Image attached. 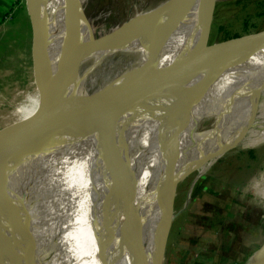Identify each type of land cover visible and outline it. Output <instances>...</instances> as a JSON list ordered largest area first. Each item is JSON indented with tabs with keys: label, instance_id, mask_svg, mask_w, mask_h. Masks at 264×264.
I'll return each mask as SVG.
<instances>
[{
	"label": "bare ground",
	"instance_id": "6f19581e",
	"mask_svg": "<svg viewBox=\"0 0 264 264\" xmlns=\"http://www.w3.org/2000/svg\"><path fill=\"white\" fill-rule=\"evenodd\" d=\"M198 2L202 31L206 0ZM46 7L45 25L42 0V21L52 56L67 62L76 49L92 42L93 36L72 0H46ZM145 16L127 23L138 22ZM173 16L174 12L169 13L155 28L164 38L159 45L163 59L179 50L177 46L167 47ZM153 34L154 30L144 32L143 29L125 33L119 41L88 55L75 75H52V84L61 85L57 90L62 96L56 94L57 100L70 114L74 107L83 108L100 93L99 90L89 92L90 74L92 78L98 77L116 64L118 67L133 64L122 73L140 68L155 49ZM69 46L73 53L65 58ZM204 58L218 60L211 55ZM165 68L157 67L155 77ZM213 69L188 63L184 75L130 98L127 105L140 110L135 116L127 111H116L99 118L97 124L106 127L104 132L80 129L54 134L49 119L36 134L35 145L17 168L11 186V195L24 213V190L20 182L22 177H27L29 192L26 198L33 204L27 220L23 216L19 221L28 231L19 236L21 251L16 264H128L132 240L137 242L145 262L152 249L154 201L160 191L161 174L170 146L183 140L178 183L198 159L207 154L223 153L231 144L240 142L259 112V99L264 90V48L213 81L206 95L194 103L188 128L185 123L180 124L179 117L172 120L173 112L180 110L187 95ZM164 108L167 111L159 122V139L151 147H140L144 128ZM224 110L227 115L217 125L198 130L206 117ZM47 161H53V177L50 182L38 183V172ZM152 194L148 209L143 210L142 204ZM43 214L47 216L44 219ZM134 216L140 219V226L128 229L126 223ZM252 264H264V248L254 255Z\"/></svg>",
	"mask_w": 264,
	"mask_h": 264
},
{
	"label": "rangeland",
	"instance_id": "374dc122",
	"mask_svg": "<svg viewBox=\"0 0 264 264\" xmlns=\"http://www.w3.org/2000/svg\"><path fill=\"white\" fill-rule=\"evenodd\" d=\"M43 1L46 25L47 7L46 0ZM169 1L80 0V3L91 35L99 38ZM199 6L198 0H193L174 12L167 47L177 46L179 50L170 53L167 59L197 46L202 23ZM263 34L264 0H216L210 48L230 52ZM72 53L69 46L65 58ZM33 58V32L26 0H0V132H5L9 140L7 150L0 152L8 165L0 177V232L18 205L11 195L17 168L35 145L34 142L18 157L17 145H12V141L19 137L20 123L24 124L28 139L33 134L35 140L49 120L35 84ZM131 66L132 63L122 67L116 64L94 78L91 73L87 84L89 92L99 90L101 93L129 73L122 72ZM259 105L252 126L237 147L221 157L218 155L222 153H217L198 159L177 183L172 226L161 264H251L254 255L264 248V90ZM166 111L164 108L156 113L144 128L140 147H151L157 142L159 122ZM176 111L178 109L173 112L172 120L179 117L180 110ZM226 115L227 110L214 112L201 122L198 130L217 125ZM52 164L53 161H47L42 165L44 169L38 172V183L51 181ZM28 181L27 177H22L20 182L25 212L33 207L26 198ZM152 198L153 194L142 204L143 210L148 209ZM28 216L29 213L25 221ZM7 250V254L0 251L2 256L7 255L5 264H16L21 239L16 238Z\"/></svg>",
	"mask_w": 264,
	"mask_h": 264
},
{
	"label": "water",
	"instance_id": "95a60500",
	"mask_svg": "<svg viewBox=\"0 0 264 264\" xmlns=\"http://www.w3.org/2000/svg\"><path fill=\"white\" fill-rule=\"evenodd\" d=\"M78 12L82 13L80 0H72ZM192 0H170L160 8L147 14L145 18L138 22L124 23L113 32L99 38L93 37L92 42L85 43L80 48L76 49L75 53L66 62L62 59H54L52 56V47L50 40L46 35L42 21V0H26L27 10L31 21L33 32V70L34 80L38 90V94L47 110L48 118L52 124L54 134L67 133L75 130L86 129L104 132L106 127L97 124V120L104 115L114 113L116 111H127L132 116H135L140 110L127 105V101L137 94L143 93L151 88H154L162 83L169 82L186 73L188 63L193 62L200 65L210 66L214 69L212 72L200 82L187 95L180 105V124L185 123L186 127L191 123V111L194 103L209 91L213 81L224 71L235 67L245 62V60L258 49L264 48V34L257 39L241 46L240 48L224 52L218 49L210 48L209 39L213 24L216 0H206L204 10V21L202 25L201 37L197 46L188 52L181 53L174 58L163 59L162 50L159 48L160 43L164 38L162 34H157L155 28L158 22L169 13L175 12L180 7L186 5ZM82 15V14H81ZM130 21H134L133 19ZM143 29L144 32L154 30L153 37L155 39V49L152 52L148 61L133 72L119 78L108 88L93 97L83 108L73 109L70 114L66 108L56 98V94L62 96V93L57 89L60 84H52L50 78L52 75L60 74L65 77H71L79 72L83 61L88 55L94 53L97 48L115 43L128 32ZM217 57L218 60H208L207 56ZM157 67H166L160 72L159 76L155 77V69ZM155 77V78H154ZM106 92L105 94H103ZM258 101L254 104V109ZM24 124L20 123L19 137L12 141V145L16 146V155H23L35 142L33 134L31 139H28V133L24 134ZM246 135H242L239 140H242ZM27 138V139H26ZM33 139V140H32ZM9 140L5 132H0V152L7 150ZM241 142V141H240ZM240 142L231 144L220 157L226 154L231 149L237 147ZM183 140L178 145L170 146L164 168L161 174V187L154 201V221L152 227V249L145 262L142 261L138 244L134 240L129 243L130 260L128 264H161L166 245L172 226V204L175 196L177 178L181 173V158H182ZM6 159L0 157V177L2 170L7 168ZM175 187L173 196L172 188ZM57 190V189H55ZM172 198V199H171ZM30 213L24 212L18 206L11 212L3 229L0 232V251L8 253L9 247L16 238L27 232L28 227L20 225L19 221L23 216ZM46 218L47 216L43 214ZM133 226L137 229L140 226V219H135V216L126 223V227ZM39 244V243H38ZM38 245L36 250H38ZM263 250V249H261ZM260 250V251H261ZM0 252V264L7 262V255L2 256ZM252 264V263H251Z\"/></svg>",
	"mask_w": 264,
	"mask_h": 264
}]
</instances>
